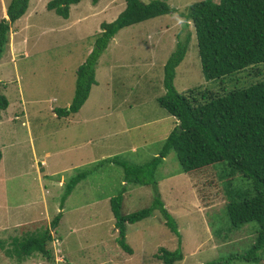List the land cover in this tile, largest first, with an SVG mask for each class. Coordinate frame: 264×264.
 <instances>
[{
    "label": "rangeland",
    "instance_id": "1",
    "mask_svg": "<svg viewBox=\"0 0 264 264\" xmlns=\"http://www.w3.org/2000/svg\"><path fill=\"white\" fill-rule=\"evenodd\" d=\"M49 1L30 0L27 13L12 24L10 44L0 60V89L10 101L0 120V264H165L156 257L160 247L182 249L184 258L174 264L219 259L228 260L225 264H264V248L257 261L229 257L250 249L259 224L230 228L227 191L244 192L251 183L242 174L229 176L225 162L182 172L171 151L158 168L161 199L181 238L156 210L127 224L126 240L134 250L128 253L118 242L110 201L123 193V214L153 201L155 185L126 182L124 168L111 159L144 163L160 154L164 140L177 128V119L157 98L166 93L164 67L180 40L188 41L175 77V87L183 94L193 89L229 92L264 81V62L206 78L195 27L187 20L192 5L203 0H167L174 12L116 34L98 61V84L83 107L60 117L56 110L70 106L77 69L94 47L102 23L115 20L127 3L81 0L64 18L47 8ZM10 2L0 0V20L8 19ZM46 152L51 155L42 157ZM85 169L89 174L61 207L67 182ZM48 183L49 194L44 189ZM60 212V221L54 222ZM47 228L54 236L50 256L36 253L19 263L17 240Z\"/></svg>",
    "mask_w": 264,
    "mask_h": 264
},
{
    "label": "trees",
    "instance_id": "2",
    "mask_svg": "<svg viewBox=\"0 0 264 264\" xmlns=\"http://www.w3.org/2000/svg\"><path fill=\"white\" fill-rule=\"evenodd\" d=\"M81 0H50L49 10L68 18L71 6ZM97 3L99 0H93ZM126 8L111 22H103L96 35L95 45L86 60L77 69L76 89L69 107L56 110L58 116L78 112L98 84L96 70L102 53L123 28L142 21L174 12L167 0H126ZM30 0H11L7 18L0 20V60L10 44L13 23L28 11ZM187 20L193 22L203 73L208 79L232 75L248 66L264 62V0H203L192 5ZM188 51V41L180 40L164 67L166 93L157 98L160 106L177 119L178 126L163 142L159 155L136 164L128 160L111 159L121 165L125 181L136 185H155L152 203L140 210L123 214V193L111 198V207L119 230L118 242L128 253L133 248L126 240L127 224L150 217L156 210L164 223L181 238L179 225L165 207L158 189L157 171L171 151H175L182 172L201 170L217 162H225L229 176L242 174L251 183L243 191L233 193L228 189L226 212L230 228H239L257 222L254 244L244 254L232 253L230 259L257 261L264 248V81L246 87H236L229 92L193 89L187 94L175 87L176 69ZM10 105L7 95L0 89V113ZM179 121L181 124H179ZM3 151L0 147V164ZM78 172L66 184L61 206L74 188L89 174ZM229 197V198H228ZM60 212L54 222H59ZM54 236L49 228L38 234H24L16 242L19 263L36 253L50 256L49 242ZM11 253V252H10ZM156 257L165 264H174L184 258L179 247L175 250L160 247ZM261 260V259H260ZM228 260H211L205 264H225Z\"/></svg>",
    "mask_w": 264,
    "mask_h": 264
},
{
    "label": "crops",
    "instance_id": "3",
    "mask_svg": "<svg viewBox=\"0 0 264 264\" xmlns=\"http://www.w3.org/2000/svg\"><path fill=\"white\" fill-rule=\"evenodd\" d=\"M4 84H5V83H4ZM7 109H8V108H7ZM7 109H6V110H7ZM3 111H5V110H3ZM3 111H2V112H3ZM2 112H1V113H2ZM1 113H0V116H2V117H1L0 120H4L5 117H4V115H2ZM17 114H18V113H17ZM16 118H18V116H16ZM24 123H25V122H24ZM134 149H135V147H134ZM50 155H51V153L46 152V154H45L44 156H42V157H48V156H50ZM43 164H44V165L42 166V167H43V172H45V171H47L46 168H45V165L47 164L46 161H43ZM59 172H60V171H52V172H49V174H51V175H55V174H57V173H59ZM41 175H43V174H41ZM41 175H40V173H39V178L42 177ZM44 180H45V179H44ZM44 180H43V178H42L43 183H44ZM63 180H64V179H63ZM48 182H49V181H48ZM50 187H52V186H51V184H49V183H48L47 185L44 186V189L46 190L47 194H49V191H50L49 188H50ZM53 189H54V188H53ZM49 196H50V195H49ZM47 200H48V198H47ZM47 200L44 202V206H46V202H47ZM66 200H67V199H66ZM48 206H49V205H48ZM60 206H61V204H60ZM61 207H62V206H61Z\"/></svg>",
    "mask_w": 264,
    "mask_h": 264
},
{
    "label": "water",
    "instance_id": "4",
    "mask_svg": "<svg viewBox=\"0 0 264 264\" xmlns=\"http://www.w3.org/2000/svg\"><path fill=\"white\" fill-rule=\"evenodd\" d=\"M179 124H181V122L179 121Z\"/></svg>",
    "mask_w": 264,
    "mask_h": 264
}]
</instances>
